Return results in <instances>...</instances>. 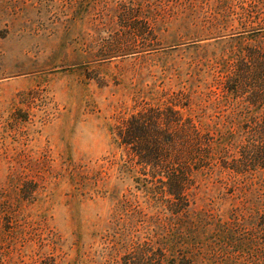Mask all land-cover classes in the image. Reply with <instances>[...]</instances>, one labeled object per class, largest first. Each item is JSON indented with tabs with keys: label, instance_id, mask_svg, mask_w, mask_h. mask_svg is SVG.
<instances>
[{
	"label": "rangeland",
	"instance_id": "1",
	"mask_svg": "<svg viewBox=\"0 0 264 264\" xmlns=\"http://www.w3.org/2000/svg\"><path fill=\"white\" fill-rule=\"evenodd\" d=\"M215 1L264 0H0V264H102L110 241L154 238L163 207L120 128L144 108L213 127V59L244 29L203 30L191 5Z\"/></svg>",
	"mask_w": 264,
	"mask_h": 264
},
{
	"label": "trees",
	"instance_id": "2",
	"mask_svg": "<svg viewBox=\"0 0 264 264\" xmlns=\"http://www.w3.org/2000/svg\"><path fill=\"white\" fill-rule=\"evenodd\" d=\"M191 6L205 31L234 30L236 21L244 28L213 59L207 97L217 120L201 130L180 111L144 108L121 126L130 161L152 172L144 190L163 211L151 231L156 239L110 241L102 264H264V1ZM187 124L195 136L174 144L172 127Z\"/></svg>",
	"mask_w": 264,
	"mask_h": 264
}]
</instances>
